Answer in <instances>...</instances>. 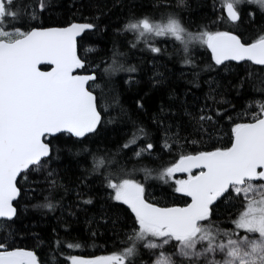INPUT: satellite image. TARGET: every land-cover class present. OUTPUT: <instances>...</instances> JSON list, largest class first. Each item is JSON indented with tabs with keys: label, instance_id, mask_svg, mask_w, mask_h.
<instances>
[{
	"label": "trees",
	"instance_id": "trees-1",
	"mask_svg": "<svg viewBox=\"0 0 264 264\" xmlns=\"http://www.w3.org/2000/svg\"><path fill=\"white\" fill-rule=\"evenodd\" d=\"M35 3L16 0L19 17L9 18L5 26L30 31L95 25L79 40L78 53L85 63L80 73L96 75L88 87L97 97L102 121L82 140L69 135L50 139L47 163L20 176L17 214L0 222V244L6 246L0 251H32L38 264L112 255L124 258L125 264H149L152 252L146 241L132 239L138 231L134 214L114 200L108 179L138 182L151 204L185 206L189 199L174 191L173 182L184 176L158 177L182 155L231 146L234 125L261 114L264 66L216 65L198 40L188 42L185 52L174 37H141L125 26L145 17L155 23L172 17L186 30L185 41L189 33L195 37L203 31H226L247 44L264 36V9L257 3L240 4V19L231 23L222 0H47L42 12H36ZM134 136L135 143L125 148ZM149 143L152 149L146 148ZM242 207L240 198L218 201L210 220L201 223L217 234L218 242L237 239L244 232L233 221ZM176 243L162 248L174 264H199L176 256Z\"/></svg>",
	"mask_w": 264,
	"mask_h": 264
},
{
	"label": "snow or ice",
	"instance_id": "snow-or-ice-1",
	"mask_svg": "<svg viewBox=\"0 0 264 264\" xmlns=\"http://www.w3.org/2000/svg\"><path fill=\"white\" fill-rule=\"evenodd\" d=\"M228 18L240 19L238 6L245 2L257 3L264 9V0H222ZM16 0H0V219L11 220L16 215L12 201L19 195L17 178L29 170H39L51 158L47 137L67 133L82 138L93 133L100 123L96 97L88 82L95 75L73 74L84 68L77 55V37L93 24L73 23L64 28L9 29V18L17 19ZM36 12L46 10L47 0H36ZM36 18L35 13L32 16ZM126 30L143 37L171 36L184 44L198 40L211 51L216 65L225 61H251L264 65V36L252 43H242L231 32L203 31L189 41L183 39L186 30L179 20L169 17L166 23H155L145 17L129 22ZM151 51L159 53L158 47ZM40 65H52L44 71ZM135 71V69H128ZM260 115L250 122L237 123L232 128V143L227 148L182 155L178 162L167 167L158 177L172 179L175 173H186L185 179H175L174 191L190 198L185 206L159 207L144 199V187L138 182L122 178L108 179L107 186L114 191V200L127 205L134 213L138 231L133 240H145V247L156 249L177 242L178 253L189 259L199 258L217 251L223 260H208V264H264V104ZM201 120L211 117L201 116ZM142 131V130H141ZM133 137L124 147H129ZM149 143L146 148L152 149ZM142 149L141 151H145ZM140 155V153H137ZM194 169L201 171L193 173ZM240 198L243 207L233 221L236 229L258 234L239 239L229 237L226 243L217 241L209 221L212 205ZM90 204L91 200L84 201ZM51 207V205H45ZM223 235H228L223 233ZM158 239V243L148 240ZM207 241L202 250L197 245ZM0 244V249H5ZM69 248L79 245H68ZM129 249L127 254H131ZM71 264H122V257L112 255L95 259L70 257ZM0 264H38L37 256L27 250L0 251ZM158 264H170V258Z\"/></svg>",
	"mask_w": 264,
	"mask_h": 264
},
{
	"label": "rangeland",
	"instance_id": "rangeland-1",
	"mask_svg": "<svg viewBox=\"0 0 264 264\" xmlns=\"http://www.w3.org/2000/svg\"><path fill=\"white\" fill-rule=\"evenodd\" d=\"M162 24H163V23H162ZM147 35H152V34H147ZM175 174H179V173H175ZM186 177H187V175H184V178H182V179H185ZM234 226H235V225H234ZM237 230H238L239 232H240V231L244 232V231L241 230V229H237ZM244 235H247V236H249V237H251V238H258V234H251V233H245V232H244V234H243L242 236H244ZM147 239H148V240H153V241H155V242H157V243L159 242L157 238L148 237ZM238 239H239V238H237L236 240H238ZM146 242H147V241H146ZM172 242H173V241H172ZM172 242L169 243V244H167V245H164V246L171 245ZM226 242H227V240H226L225 242H223V243H226ZM206 244H207V241L202 242L201 244H198V245H197V249H198V250H202V249L206 246ZM164 246H163V247H164ZM163 247H158V248H156V249H150V248L145 247L148 251H151V252H152V255H151V262H150L149 264H158L159 260H161V259H163V258H170V264H174V263H173V257H170V256L167 255L166 253L162 252V248H163ZM175 253H176V256H178V257L181 258V259L189 260V261H192V262H195V263H199V264H208V260H209V259H211V260H223V259H224V254L221 253V252H219V251H217V252L214 253V254H206V255H207V258H206L205 256H201V257H199V258H192V259H189V258L184 257L183 255L179 254L177 248H176V252H175ZM125 263H126L125 259L122 258V264H125Z\"/></svg>",
	"mask_w": 264,
	"mask_h": 264
},
{
	"label": "water",
	"instance_id": "water-1",
	"mask_svg": "<svg viewBox=\"0 0 264 264\" xmlns=\"http://www.w3.org/2000/svg\"><path fill=\"white\" fill-rule=\"evenodd\" d=\"M224 14H225V16H226V18L231 22V23H237L238 21H235V22H233V21H231L229 18H228V15H227V9H226V6L224 7ZM73 24V23H72ZM76 24H83V23H76ZM71 25V24H70ZM70 25H68V26H70ZM68 26H65V27H68ZM51 28H64V27H51ZM39 29H46V28H39ZM93 29H90V30H86L84 33H82L80 36H78L76 39H77V55H78V57L80 58V56H79V53H78V43H79V40L83 37V35L85 34V33H87V32H90V31H92ZM243 43V42H242ZM81 59V58H80ZM83 62V61H82ZM246 62H249V63H252L251 61H225L223 64H226V63H236V64H241V63H246ZM84 63V62H83ZM252 64H254V63H252ZM254 65H256V64H254ZM84 66H85V63H84ZM256 66H264V65H256ZM40 67V69L41 70H44V71H49V70H51L52 69V65H40L39 66ZM83 69V68H82ZM82 69H76L75 70V72L73 73L74 75L75 74H81V75H87V74H82V73H80L81 71H82ZM92 75H95V74H92ZM95 77H96V75H95ZM95 80H96V78H95ZM95 80H91V81H89L88 82V86H89V84L90 83H92V82H94ZM93 93V92H92ZM93 95L96 97V95L93 93ZM96 104H97V97H96ZM97 111L99 112V110H98V106H97ZM99 114H100V112H99ZM100 117H101V120H100V123H101V121H102V116H101V114H100ZM100 123L97 125V129H98V127H99V125H100ZM97 129H96V131H97ZM95 131V132H96ZM94 133V132H93ZM90 134H92V133H88L86 136H88V135H90ZM59 135H68L67 133H57L55 136H50V137H47V142L49 143V140L50 139H52V138H55V137H57V136H59ZM70 136V135H69ZM86 136H84V137H82V138H77V137H73V138H75V139H78V140H82V139H84ZM72 137V136H71ZM199 171H201L200 169H194L193 170V173L195 174L196 172H199ZM23 173H21V175H22ZM181 175H187L186 173H180ZM20 175V176H21ZM20 176L17 178V188H18V191H19V195L16 197V199L15 200H13L12 201V204H13V206L16 208V206H15V203L18 201V199H19V197H20V193H21V191H20V189H19V187H18V180H19V178H20ZM145 199V198H144ZM188 199H189V203H190V198L188 197ZM145 201H146V199H145ZM147 202V201H146ZM147 203H149V202H147ZM218 203V202H217ZM217 203H215V204H213L211 207H214ZM151 204V203H150ZM154 205V204H153ZM155 206H157V205H155ZM159 207H162V206H159ZM180 207H182V206H180ZM16 214H17V209H16ZM134 214V213H133ZM16 216V215H15ZM15 216L12 218V219H14L15 218ZM11 219V220H12ZM2 221H10V220H6V219H0V222H2Z\"/></svg>",
	"mask_w": 264,
	"mask_h": 264
},
{
	"label": "bare ground",
	"instance_id": "bare-ground-1",
	"mask_svg": "<svg viewBox=\"0 0 264 264\" xmlns=\"http://www.w3.org/2000/svg\"><path fill=\"white\" fill-rule=\"evenodd\" d=\"M148 259V258H147ZM181 261V260H180Z\"/></svg>",
	"mask_w": 264,
	"mask_h": 264
}]
</instances>
